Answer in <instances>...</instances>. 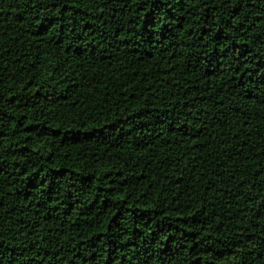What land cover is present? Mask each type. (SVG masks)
Returning <instances> with one entry per match:
<instances>
[{
	"label": "trees",
	"instance_id": "1",
	"mask_svg": "<svg viewBox=\"0 0 264 264\" xmlns=\"http://www.w3.org/2000/svg\"><path fill=\"white\" fill-rule=\"evenodd\" d=\"M0 264H264V0H0Z\"/></svg>",
	"mask_w": 264,
	"mask_h": 264
}]
</instances>
